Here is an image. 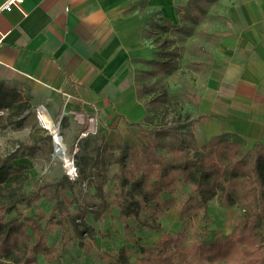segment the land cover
<instances>
[{
	"label": "trees",
	"instance_id": "trees-1",
	"mask_svg": "<svg viewBox=\"0 0 264 264\" xmlns=\"http://www.w3.org/2000/svg\"><path fill=\"white\" fill-rule=\"evenodd\" d=\"M217 1L188 0L177 7V23L153 11L143 14V20L149 24L151 36L169 30L170 44L184 42L205 18L213 19L208 9ZM136 4L144 7L146 0ZM199 33L209 37L204 27ZM190 50L198 57L189 58L187 66L204 78L215 63L196 42L190 43ZM155 54L159 57L149 61L152 68L135 76L137 96L145 106L143 120L133 122L142 131L138 144L123 137L109 142L100 129L87 134L79 153H75L74 179L67 173L59 180L30 175L26 163L15 162L26 154L25 143L0 154V264H37L39 254L51 261L59 260L73 238L83 249L90 246L94 229L88 223V214L95 220L103 217L108 205L103 186L110 179L112 167L114 202L118 219L125 226L132 222L139 230H160L161 216L172 208L187 219L192 231L196 232L195 224L201 223V230L191 240L185 228L166 233L154 245L137 244L143 264H183L192 259L212 264H264V139L261 136L248 144L235 132H222L200 143L193 125L195 119L205 115L193 118L194 110L186 108V116H180L176 110L187 102L196 107L190 87L183 82L171 90L160 80L162 75L177 71L181 51L178 47L156 49ZM15 95L0 88V106H12ZM16 107L21 111L25 103ZM170 110V119H159ZM47 136L50 138V134ZM28 147L31 151L35 148ZM87 148L93 154L81 151ZM179 181L189 184L183 200L175 195L164 196L173 194ZM212 199L221 207L236 209L233 227L227 234L208 227ZM56 227L60 230L57 249L47 240L48 231ZM104 258L108 264H133L125 245Z\"/></svg>",
	"mask_w": 264,
	"mask_h": 264
},
{
	"label": "crops",
	"instance_id": "crops-1",
	"mask_svg": "<svg viewBox=\"0 0 264 264\" xmlns=\"http://www.w3.org/2000/svg\"><path fill=\"white\" fill-rule=\"evenodd\" d=\"M137 1L17 0L1 9L0 87L28 85L49 115L67 127L72 119L82 123L75 133L93 115L109 142L136 143L143 136L133 122L143 120L145 106L135 76L157 56L143 14L175 23L188 0ZM225 1L224 12L214 14L216 30L206 28L213 47L205 51L215 65L195 90V118H205L195 119L193 131L200 143L235 132L251 144L264 139V0Z\"/></svg>",
	"mask_w": 264,
	"mask_h": 264
},
{
	"label": "rangeland",
	"instance_id": "rangeland-1",
	"mask_svg": "<svg viewBox=\"0 0 264 264\" xmlns=\"http://www.w3.org/2000/svg\"><path fill=\"white\" fill-rule=\"evenodd\" d=\"M139 2V1H137ZM227 1L219 0L214 4H211L208 9V15H212V18H205L204 21L196 28L197 32L186 37L184 42H177L176 44H170L167 40L170 38L171 33L169 30H160L151 36V45L155 49H172L178 47L181 51L179 59V67L173 75H162L160 80L168 87V89L175 90L180 87L183 82L190 88L193 98H195L196 89L202 84L204 78L195 69L188 67L187 62L189 58H196L198 54L193 51H189L190 43L196 42L205 50H212L211 41H207L206 34L199 33L200 28L204 27L208 30H216L218 20L220 19L219 12H224V4ZM218 15H214L217 14ZM179 12L176 10V20H179ZM192 49V48H191ZM195 54V55H194ZM200 56V55H199ZM159 57V56H157ZM161 57V56H160ZM201 57H204L202 54ZM151 78L150 80H152ZM1 88V87H0ZM10 93H15V100L12 106H0V154H7L13 151L19 143H25L27 145L26 154L16 159L15 162H24L27 164V171L30 175L36 178H50L53 180H59L63 173H67L68 161L73 162L75 166V153H79V149L82 148L83 137L76 138V129L82 125L80 121L72 119L68 127L65 126L63 118L58 115L51 116L48 110L44 108V111L52 121L54 126L58 127L59 134L61 135V142L65 155L69 159L67 162L63 160V157L55 154L53 145V136L50 134L49 129L40 124L38 119V111L43 106V101L32 92L28 85L17 84L13 82H3V88ZM25 103L23 110L17 109L16 105L19 103ZM193 102H187L183 107L178 108L180 116H186V108L189 110L194 109ZM173 116V111L165 112L159 119L162 121L168 120ZM191 117V116H190ZM195 118V111L192 115ZM56 123V124H55ZM98 125L96 124V129ZM140 132V131H139ZM50 134V138L47 136ZM91 134V133H90ZM137 134V133H136ZM141 134V133H140ZM137 138H133L137 144L139 143ZM74 142V143H73ZM31 149L28 146H33ZM81 151L87 154H93L92 149H82ZM71 165V164H70ZM114 167L109 171L110 179L103 186L106 199L108 200L107 208L103 211V217L95 220L88 214V223L92 225L94 229V240L90 246L83 249L77 243V238L68 240L65 251L59 257V260L51 261L44 258L41 254L38 255L37 264H108L105 260V254L112 253L116 248L121 245L127 246L128 255L133 264H143L140 261V252L136 248L137 244L154 245V243L165 236L166 233H176L186 228L187 239L191 240L195 233H199L201 230V223L195 224L194 228L197 231H192L193 227L187 224V219L177 214V209L174 208L167 210L162 216L163 227L160 230H152L147 227L138 229L137 226L130 222L129 226H125L124 222L118 219V207L114 202L113 195V178L111 177ZM177 190L173 194L179 201H182L185 194L189 190V184L179 181L176 183ZM69 197H66L68 200ZM45 207L47 205L45 204ZM71 210H75V206L71 205ZM26 212L31 213V209H26ZM210 229H217L220 232L227 234L233 227V221L236 214L235 207L224 208L218 205L214 199L209 203L208 207ZM60 230L56 227L54 230L48 231V243L51 246H59ZM188 241L186 244H188ZM184 246H186L184 244ZM7 262V260L5 261ZM183 264H212L209 262H198L196 260H190Z\"/></svg>",
	"mask_w": 264,
	"mask_h": 264
},
{
	"label": "built area",
	"instance_id": "built-area-1",
	"mask_svg": "<svg viewBox=\"0 0 264 264\" xmlns=\"http://www.w3.org/2000/svg\"><path fill=\"white\" fill-rule=\"evenodd\" d=\"M17 0H7L2 6H0L1 9H10L13 5H16ZM45 108V107H44ZM39 114V111H38ZM96 121L94 120V116L88 117V123L84 126V128L81 130V132L78 135L79 137H85L89 133H94L96 132ZM53 138H55V135H52ZM77 138V139H78ZM68 169H67V174L71 179H74L77 176V171L76 167L74 166L73 162H68ZM71 164V165H70Z\"/></svg>",
	"mask_w": 264,
	"mask_h": 264
},
{
	"label": "bare ground",
	"instance_id": "bare-ground-1",
	"mask_svg": "<svg viewBox=\"0 0 264 264\" xmlns=\"http://www.w3.org/2000/svg\"><path fill=\"white\" fill-rule=\"evenodd\" d=\"M38 119H39V122H40L41 125L44 124L46 126H49V128H51V129L58 128L57 126L53 125V123L51 121L52 119L50 120V118L48 117V115L44 111V107H40L39 114H38ZM54 139L56 140L55 142H57L56 146H55L56 150H54L55 154H58L59 156L63 157V160L67 162L69 159L67 158V155H65V151L63 149V145H62L61 140H59L57 135H55ZM58 143H60L62 145V151H60V152L57 151V147H58L57 144Z\"/></svg>",
	"mask_w": 264,
	"mask_h": 264
},
{
	"label": "water",
	"instance_id": "water-1",
	"mask_svg": "<svg viewBox=\"0 0 264 264\" xmlns=\"http://www.w3.org/2000/svg\"><path fill=\"white\" fill-rule=\"evenodd\" d=\"M45 128H47V129H49V132H50V134H54V135H57L58 136V138H59V140H61V135L59 134V131H58V128H54V129H51V128H49V126H46V125H44V124H42ZM56 140L54 139L53 140V145H54V150H56V143L57 142H55ZM61 143V142H60ZM60 143H58L57 144V151H62V145L60 144Z\"/></svg>",
	"mask_w": 264,
	"mask_h": 264
}]
</instances>
